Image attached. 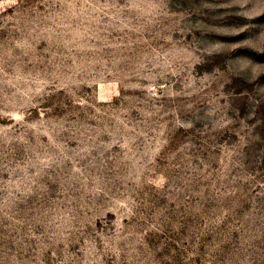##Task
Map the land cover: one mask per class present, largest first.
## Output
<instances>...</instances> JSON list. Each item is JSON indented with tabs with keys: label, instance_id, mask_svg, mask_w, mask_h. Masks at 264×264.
Masks as SVG:
<instances>
[{
	"label": "rangeland",
	"instance_id": "374dc122",
	"mask_svg": "<svg viewBox=\"0 0 264 264\" xmlns=\"http://www.w3.org/2000/svg\"><path fill=\"white\" fill-rule=\"evenodd\" d=\"M0 264H264V0H0Z\"/></svg>",
	"mask_w": 264,
	"mask_h": 264
}]
</instances>
